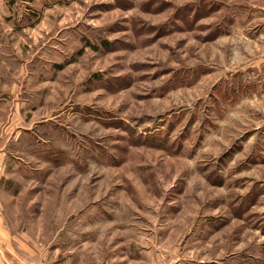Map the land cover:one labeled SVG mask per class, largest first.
I'll return each mask as SVG.
<instances>
[{
    "label": "rangeland",
    "instance_id": "obj_1",
    "mask_svg": "<svg viewBox=\"0 0 264 264\" xmlns=\"http://www.w3.org/2000/svg\"><path fill=\"white\" fill-rule=\"evenodd\" d=\"M0 232L26 264H264V0H0Z\"/></svg>",
    "mask_w": 264,
    "mask_h": 264
},
{
    "label": "crops",
    "instance_id": "obj_2",
    "mask_svg": "<svg viewBox=\"0 0 264 264\" xmlns=\"http://www.w3.org/2000/svg\"><path fill=\"white\" fill-rule=\"evenodd\" d=\"M0 264H26L20 255H16L7 239L0 232Z\"/></svg>",
    "mask_w": 264,
    "mask_h": 264
}]
</instances>
